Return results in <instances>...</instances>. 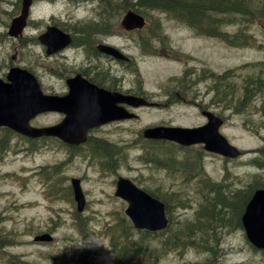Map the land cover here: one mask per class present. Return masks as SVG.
I'll return each instance as SVG.
<instances>
[{"label":"rangeland","instance_id":"1","mask_svg":"<svg viewBox=\"0 0 264 264\" xmlns=\"http://www.w3.org/2000/svg\"><path fill=\"white\" fill-rule=\"evenodd\" d=\"M7 2L0 1V10H10ZM15 2L12 0L13 4ZM40 2L32 14L39 24L37 27L32 25L35 31L25 32L28 42L23 50L8 45L3 53L7 54V62H11L8 58L14 56L17 49L23 53V65L34 68L50 90L59 89L62 84L52 78V69L57 66L50 64L49 59L43 61L42 49L36 47V42L30 43L29 39L37 40V32L46 28L52 19L54 22L59 19L69 23V27L76 22L83 23L98 5L94 7L93 2H90L91 5H76L73 0H70L71 4L67 0ZM11 9L19 10L14 5ZM153 15L161 19L165 28L162 37L164 49L154 52L149 47L142 51L132 40L138 33L125 35V50L132 62L135 59L136 66L124 65L126 77L115 82V85L124 90H141L154 105L139 109L137 120L122 123L124 125L118 128L103 127L93 135L94 143H109L104 151L113 158V162L118 156L122 158L119 168L107 175L102 171L106 157L97 158L98 155H94L89 146L70 150L52 139H45L32 150L27 140L16 135L8 138L2 133L7 147L11 144L16 148L0 154V264H127L128 254L136 256V264H234L246 260L243 256L249 250L238 227H227L228 221L234 219L233 215L229 216L230 209L222 212V216L219 214L224 220L215 221L211 232V221L206 218L210 214L208 207L212 205V201H207L211 199V193L196 191H202L204 182L196 187L183 181L173 183L172 177L177 174L176 171L142 164L143 156L139 154V160L136 156L143 147H150L147 155L164 157L163 152L171 154L174 148L162 150L161 146L166 145L150 144L144 139L143 131L154 126H195L203 123L201 104H208L212 100L217 104L206 110L226 118L223 133L232 144L246 152L256 151L263 146L261 106L264 92L253 96L250 108H246L247 103L244 108H237L235 99L230 101L227 94L221 93L227 80L220 83L215 75L229 72V82L237 83L240 88L245 84L243 78L256 74L255 68H264V45H257L259 41L264 43V26L261 32L255 29L258 36L254 39L255 47L238 48L202 37L198 32L170 20L165 14L156 12ZM105 18L99 15L98 22ZM0 19L6 20L7 15L0 11ZM150 26L148 24L142 34L152 42L160 40L152 38L154 34L148 37L150 32L154 33ZM0 59L3 60L1 55ZM252 64L257 66L254 68ZM260 78L262 80L258 82H263L264 73ZM224 102L233 104L228 106ZM61 118L46 114L34 120L33 125H53ZM2 146L0 144V149ZM197 152L198 149H194L191 154ZM253 155H244L230 164L223 163L220 158H211L214 163L207 167L211 183H220L216 179L224 177L221 183H230L231 188L236 189L264 182V174H254ZM191 159L194 165L202 163H196L195 157ZM118 175L131 179L137 176L143 186L157 191L172 205L171 227L163 232L136 235L134 252H128L130 242L124 234L130 223L125 215L127 203L115 196ZM72 177L83 179L87 195L88 209L80 217L76 215L73 193L68 187V178ZM172 191L178 195L172 197ZM239 193L238 202L246 194L245 190ZM235 206L233 209L238 212V203ZM219 221H227V225L220 227L217 225ZM129 231L140 234L135 229ZM44 233L52 234L54 242H33L36 235ZM142 241L145 254L141 257ZM181 242L184 245H176ZM113 257L116 259L112 262ZM250 264H264V260H255Z\"/></svg>","mask_w":264,"mask_h":264},{"label":"water","instance_id":"2","mask_svg":"<svg viewBox=\"0 0 264 264\" xmlns=\"http://www.w3.org/2000/svg\"><path fill=\"white\" fill-rule=\"evenodd\" d=\"M31 0L24 1L23 15L13 23L14 29H22L28 17V9ZM144 17L129 12L124 20V26L131 30L143 27ZM10 83L0 80V126H8L31 137L57 136L62 140L79 144L86 140L88 130L93 126L106 122L111 112L107 107H94L89 103L77 102L76 105L81 112L65 110L67 118L59 126L44 129L32 128L30 120L37 114L58 109L54 106V100L50 97H43L35 78L26 72L11 71L8 76ZM76 100L71 104L64 103L66 109L73 107ZM95 110L97 112L95 113ZM210 122L208 125L197 129L184 128H154L145 132L147 137L157 139H168L178 141L184 145L204 142L210 151L218 152L226 156H237L239 151L231 146L228 141L219 133L222 121L212 114H207ZM76 200L79 210L85 207V196L80 187L79 180H73ZM117 196L129 201L130 206L127 214L131 217L137 228L160 230L168 226L165 207L158 200L146 192L140 190L130 180L120 178L118 182ZM246 227L254 234L264 237V191H258L247 207L243 217ZM39 240L49 239L40 237ZM264 247V245H262Z\"/></svg>","mask_w":264,"mask_h":264},{"label":"trees","instance_id":"3","mask_svg":"<svg viewBox=\"0 0 264 264\" xmlns=\"http://www.w3.org/2000/svg\"><path fill=\"white\" fill-rule=\"evenodd\" d=\"M107 7H111V1H107ZM123 11L130 8L144 13L151 22L150 28L154 29L159 36L164 34V26L161 19L153 13L167 15L170 20L177 21L184 26L198 32L204 37H212L221 40L234 47L243 48L246 45L254 46V39L257 38V31L263 30L264 24V0H123ZM109 13V9H108ZM111 20V15L109 14ZM109 25V22L107 23ZM92 27V25L88 26ZM93 27H102V24ZM110 27V26H108ZM262 45V42H257ZM261 73L247 76L244 79L247 84L243 90L235 88V85L229 82L228 74L217 75V81L221 83L227 80L222 92L228 93L232 100L234 96L238 104L248 101V97L254 93L264 90V81L258 82ZM236 92V93H235ZM264 113V109H263ZM156 192V191H150ZM157 198L162 199L168 206L169 203L163 197L155 194ZM214 202L209 208L210 212L217 213L224 210L230 202L223 203L219 198H214ZM217 216V215H216ZM216 218L212 221L214 222ZM134 242L131 243V249L134 250ZM140 256L145 254L144 241L140 243ZM133 254L127 259V264H134Z\"/></svg>","mask_w":264,"mask_h":264},{"label":"flooded vegetation","instance_id":"4","mask_svg":"<svg viewBox=\"0 0 264 264\" xmlns=\"http://www.w3.org/2000/svg\"><path fill=\"white\" fill-rule=\"evenodd\" d=\"M124 32V29L110 28L70 29L68 31L71 35L70 43L60 53L50 58H47L44 53L41 55L43 61L49 59L50 64L53 63V66H57L52 69V78L57 83L62 84V88L48 90L45 84L41 83L45 92L53 93L55 96H65L71 91L70 84L73 85L74 90L77 87L95 84L99 87L118 91V86H113L118 81V74L114 73L122 69L123 63L120 60H116L114 55H107L99 46L104 44L108 47H115L116 51L124 52ZM0 37H2L0 39V55L5 61L3 68L10 70L14 66H22L18 62L22 53H19L17 49L15 50L16 54L10 57L11 62H6L7 54L3 53V51L8 45L11 48L24 45L27 42V37L22 35L17 39H13L6 29H0ZM43 48L45 49L44 46ZM45 52L47 53L46 49ZM107 66H109L110 71ZM110 82H113L111 86L108 85Z\"/></svg>","mask_w":264,"mask_h":264},{"label":"bare ground","instance_id":"5","mask_svg":"<svg viewBox=\"0 0 264 264\" xmlns=\"http://www.w3.org/2000/svg\"><path fill=\"white\" fill-rule=\"evenodd\" d=\"M41 6V5H40ZM79 9V8H78ZM128 42V41H127ZM113 43V42H112ZM121 45V44H120ZM130 53V52H129Z\"/></svg>","mask_w":264,"mask_h":264}]
</instances>
